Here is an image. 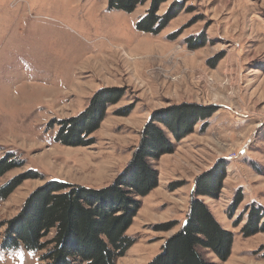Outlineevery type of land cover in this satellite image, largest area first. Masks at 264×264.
Returning <instances> with one entry per match:
<instances>
[{
    "label": "rangeland",
    "instance_id": "374dc122",
    "mask_svg": "<svg viewBox=\"0 0 264 264\" xmlns=\"http://www.w3.org/2000/svg\"><path fill=\"white\" fill-rule=\"evenodd\" d=\"M108 3L0 0V161L22 163L1 176L0 189L36 175L0 199V264H39L53 248L2 247L35 191L54 181L110 186L153 116L185 105L216 113L181 141L157 123L174 151L150 161L157 188L139 198L126 233L135 244L115 264H151L184 227L195 199L233 235L227 260L200 249L205 261L264 264V230L243 233L251 206L264 211V0H167L157 16L177 15L157 35L137 29L151 0L132 13ZM116 91L121 99L86 138L91 145L56 142L61 121L81 115L97 92ZM206 174L222 179L214 198L195 195Z\"/></svg>",
    "mask_w": 264,
    "mask_h": 264
},
{
    "label": "trees",
    "instance_id": "16d2710c",
    "mask_svg": "<svg viewBox=\"0 0 264 264\" xmlns=\"http://www.w3.org/2000/svg\"><path fill=\"white\" fill-rule=\"evenodd\" d=\"M143 1L109 0L108 4L111 10L132 13ZM164 2L167 0H151V8L138 23V30L157 35L174 19L177 14L172 13V9L164 17L157 16ZM121 95L119 91L97 92L81 115L60 122L56 142L71 147L91 145L92 140L86 138L98 130L108 106L116 104ZM166 113L163 116L155 114L145 126L133 160L110 186L91 189L54 181L35 191L18 219L9 224L2 247H23L29 252L40 253L53 245L39 264H115L135 244L126 233L141 209L139 198L157 188L158 174L150 161L174 151L173 143L157 123L172 132L176 141H181L194 131L196 124L212 117L216 110L185 105ZM21 164L0 161V178ZM34 176L32 173L1 187L0 199L8 198L24 180ZM221 181L213 183L208 174L203 175L196 184L195 195L214 198L222 188ZM241 200L238 196L235 206H239ZM247 218L243 228L246 237L264 230L262 208L251 206ZM186 220L184 227L166 242L162 253L151 264H210L200 254V249L205 248L220 260L230 257L233 235L219 225L206 204L199 199L193 200ZM52 231V240L47 241Z\"/></svg>",
    "mask_w": 264,
    "mask_h": 264
}]
</instances>
